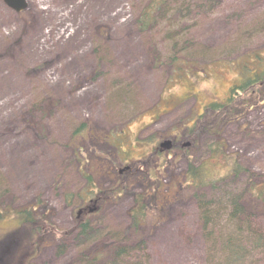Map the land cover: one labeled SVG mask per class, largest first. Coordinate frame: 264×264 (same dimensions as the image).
Returning a JSON list of instances; mask_svg holds the SVG:
<instances>
[{
	"label": "rangeland",
	"instance_id": "1",
	"mask_svg": "<svg viewBox=\"0 0 264 264\" xmlns=\"http://www.w3.org/2000/svg\"><path fill=\"white\" fill-rule=\"evenodd\" d=\"M25 1L26 8L16 13L0 0V210L37 200L47 207L57 237L37 249L30 264L91 263L86 253L91 256L113 241L127 239L128 246L137 240L128 235L127 211L131 195L149 185L140 174L129 178L130 171L118 170L141 158L149 161L143 168L154 166L155 157L148 155L175 134L189 141L182 130L192 128L208 103L228 96L244 77L241 66L251 69L252 52L264 53V0L172 2L168 8L190 10L175 19L166 13L145 30L136 21L151 0ZM171 58L197 62L196 74L176 70ZM240 101L239 113L218 135L223 154L240 165L241 173L214 179L199 193L201 204L211 203L217 212L213 230L201 227L199 208L188 193L171 200L162 214L152 205L158 213H151L137 236L145 250H128L124 264L139 256L144 260L135 263L211 264L212 245L229 233L225 196L242 190L246 176L264 181V98ZM213 137L199 131L195 148L186 152L194 166L222 175L223 161L209 157ZM115 154L121 160L115 159L114 172ZM166 156L168 165L158 167L159 187L179 180L188 166L187 158ZM83 166L92 170L90 180L82 176ZM116 179H128L125 194L91 202L93 192ZM83 207L94 231L76 242V212ZM14 224L10 217L0 219V241Z\"/></svg>",
	"mask_w": 264,
	"mask_h": 264
},
{
	"label": "trees",
	"instance_id": "2",
	"mask_svg": "<svg viewBox=\"0 0 264 264\" xmlns=\"http://www.w3.org/2000/svg\"><path fill=\"white\" fill-rule=\"evenodd\" d=\"M181 1L183 5L184 0H151L149 4L142 10L136 23L141 24L142 27L152 24L155 19L160 18L161 15L167 11H172L173 17H177V13H181L183 10L189 11V7H173L168 8L169 5L177 4ZM178 8V9H177ZM186 8V9H185ZM139 25V24H138ZM140 27V26H139ZM142 27H140L142 29ZM253 58L250 61L252 64L251 69L246 66H241V70L244 77L239 81L238 84L233 85L228 96L223 101H212L203 107V111L200 114H196L195 119L192 121V128L187 132L183 129L182 138L190 139L191 145L189 147L195 148L192 143L195 140L196 134L199 131L206 132L210 136H214V144L210 145V156L218 158L223 161L225 167L219 172L222 175L213 173L210 174L207 170L205 171L202 166H194L192 160H189L187 155L186 147L183 145L173 148V155L187 158L188 166L184 172L178 174V179L172 182L173 187L161 186L157 183L158 177H160V167L164 168L168 165L169 160L166 154H159V165L156 169L143 168L142 165L134 164L133 169H130L129 178L140 174L141 180L144 184L148 183L146 190L142 193L143 200L135 198L136 194L131 196L132 206L127 211V215L130 218L129 232L132 238L136 240L133 244L126 246L125 242L127 239L122 240L123 243L115 245L103 246L101 250H96L91 255V263L86 264H100L103 262L101 258L109 257L112 261H118L128 256V250L137 247L138 250L144 249V240L138 239V232L140 228L150 221L151 213L155 212V208H150L152 205H156L159 209V213L164 212V207L171 200H178L184 196L185 193L195 200L196 207L203 210L200 216L199 222L203 229H211L214 224L216 216L209 208L212 207L211 203L203 202L199 198V193L203 185H210L212 180H225L230 177H235L241 173V167L236 162L231 160L228 156L223 154L224 145L219 139V130L228 123L231 117L239 113L242 108L240 97H244L246 104L254 103L259 98H264V53L252 52ZM195 61H184V62H171V66L176 70L188 71L189 75H194L197 67ZM84 129V125H81ZM90 132V131H89ZM75 135H79L78 129L74 132ZM80 136V135H79ZM103 141V138L98 137L95 132L92 133ZM184 141H187L183 139ZM163 156V157H162ZM115 159H119L117 154L113 156L111 160L112 169ZM92 170L90 167L83 166L82 176L86 180H90ZM127 174V172H126ZM222 177V178H219ZM247 180L242 190L228 192L225 196V204L232 206L234 210L228 213L227 226L225 229L229 232L228 234L221 233L217 243L212 245V259H217V263L213 264H260L259 262L264 260V181H252L249 176H246ZM128 178V179H129ZM161 178V177H160ZM128 179H116L113 180L112 185L103 187L102 189L93 192L95 194L92 202L105 203L111 201L116 197L117 194L125 192L127 190ZM184 183H183V182ZM149 191V195L146 193ZM214 208V207H213ZM0 210V219L4 217H10L15 221L12 230L8 231L4 235V240L0 241V264H30L33 255L37 249L57 237L56 228L50 223L49 217L47 216V207L39 200L31 203L27 206H21L18 208L10 209L5 206ZM224 215H226V208ZM89 213L84 211L75 218L74 229H77V233L73 236L72 240L83 241L89 236V232L94 231L88 226V223L84 219V214ZM217 213V212H215ZM150 217V218H149ZM149 218V219H148ZM218 218V217H217ZM68 231L64 233L65 236H69L74 232ZM62 242L56 246L57 252H62L64 247ZM66 244V243H65ZM81 260V259H80ZM82 262V260H81ZM116 263V262H115ZM135 264H140L139 262Z\"/></svg>",
	"mask_w": 264,
	"mask_h": 264
},
{
	"label": "bare ground",
	"instance_id": "3",
	"mask_svg": "<svg viewBox=\"0 0 264 264\" xmlns=\"http://www.w3.org/2000/svg\"><path fill=\"white\" fill-rule=\"evenodd\" d=\"M179 5H181L182 6V4H179ZM181 6H175L174 5V7H181ZM177 8V9H178ZM188 9H190V8H188ZM166 13H169L170 14V17H172V19H175L174 17H173V12L171 13L170 11H167V12H165V13H163L162 15H161V17H164V16H166L165 14ZM159 18V17H158ZM157 18V19H158ZM156 20V19H155ZM155 22V21H154ZM153 22V23H154ZM152 23V24H153ZM138 24H139V26L140 27H142L141 26V24L138 22ZM152 24H150V25H147V26H145V27H142V29L143 30H145V29H148ZM175 60H174V58H171L170 60H169V62H170V64H171V62H174ZM115 101H120V97L118 98V97H116L115 99H114ZM119 107H122V106H119ZM127 191V190H126ZM125 191V192H126ZM125 192H122V193H124L125 194ZM143 191H141L140 193H142ZM89 193V192H88ZM145 193H146V191H145ZM147 195H149L150 193H149V191L146 193ZM132 195H134V194H132ZM131 195V196H132ZM135 198H138V199H142L143 200V195L142 194H136V197ZM210 209V211H212V213H215V208H213V207H211V208H209ZM234 210V208L232 207V206H228V205H226V215H225V217L228 219V213H231L232 211ZM202 213H203V210L201 211V207L199 208V214H200V216L202 215ZM214 216V215H213ZM127 218H128V222H130V218H129V216L127 215ZM70 241H72V240H70ZM74 241H76L75 240V238H74ZM78 241H80V239L78 238ZM77 242V241H76ZM86 253V252H85ZM86 256L87 257H89V259H91V256L89 255V254H87L86 253ZM140 260H144V258L142 257V256H139V257H137L136 259H135V261L134 262H132V263H130V264H134L136 261H140ZM115 262H117V261H115ZM146 262L148 263V260L146 259ZM104 262H102V263H100V264H103ZM113 263H114V261H113ZM81 264H86L85 262H81ZM117 264H124V261H123V259H122V262H118ZM125 264H127V263H125Z\"/></svg>",
	"mask_w": 264,
	"mask_h": 264
},
{
	"label": "water",
	"instance_id": "4",
	"mask_svg": "<svg viewBox=\"0 0 264 264\" xmlns=\"http://www.w3.org/2000/svg\"><path fill=\"white\" fill-rule=\"evenodd\" d=\"M6 6L10 9L14 10L15 12H20L26 8L25 0H3ZM171 145L170 140H164L159 143L160 149H168ZM127 168V167H125Z\"/></svg>",
	"mask_w": 264,
	"mask_h": 264
},
{
	"label": "flooded vegetation",
	"instance_id": "5",
	"mask_svg": "<svg viewBox=\"0 0 264 264\" xmlns=\"http://www.w3.org/2000/svg\"><path fill=\"white\" fill-rule=\"evenodd\" d=\"M151 153L155 155V154H157V151H154V149H153Z\"/></svg>",
	"mask_w": 264,
	"mask_h": 264
}]
</instances>
